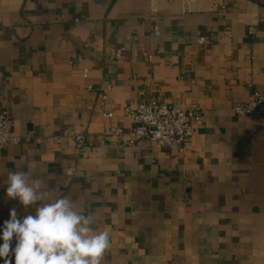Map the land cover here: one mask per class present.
I'll return each instance as SVG.
<instances>
[{"label":"crops","instance_id":"obj_1","mask_svg":"<svg viewBox=\"0 0 264 264\" xmlns=\"http://www.w3.org/2000/svg\"><path fill=\"white\" fill-rule=\"evenodd\" d=\"M254 90L264 0H0V111L29 137L0 151V235L12 208L35 214L6 196L23 171L110 230L101 264H264V119L232 111ZM149 99L205 112L186 152L104 134Z\"/></svg>","mask_w":264,"mask_h":264},{"label":"clouds","instance_id":"obj_2","mask_svg":"<svg viewBox=\"0 0 264 264\" xmlns=\"http://www.w3.org/2000/svg\"><path fill=\"white\" fill-rule=\"evenodd\" d=\"M6 196L25 207H35L34 215L19 218L15 208L4 222L0 258L4 264H101L110 248V230L97 231L92 215L79 210L65 196L44 203L38 181H29L23 171L9 172ZM15 238V247H12Z\"/></svg>","mask_w":264,"mask_h":264},{"label":"built area","instance_id":"obj_3","mask_svg":"<svg viewBox=\"0 0 264 264\" xmlns=\"http://www.w3.org/2000/svg\"><path fill=\"white\" fill-rule=\"evenodd\" d=\"M200 41H205L200 39ZM122 51L118 50L112 59H122ZM89 70H82L81 75L89 76ZM88 85V89H92ZM106 94L102 95L100 102L104 107ZM232 111L240 117H250L259 115L264 119V93L254 90L245 101L237 102L233 105ZM124 115L129 118L130 126L123 128L120 126H108L104 130L106 135L125 136L122 144L126 146L135 145L142 140H148L159 147L176 149L179 153H184L192 141L195 130L205 119V112L193 107L184 109L176 105L160 102L155 99L141 100L136 105L127 104L123 108ZM112 117L111 112L105 113ZM14 119L12 115L3 109L0 111V151L8 148L12 144L21 141H29L28 136H18L13 134ZM66 138L72 139L80 157H83L89 146L88 135L84 132L69 130L65 134ZM53 141L61 142L63 137H53ZM66 181H72L76 175V168L71 167L65 173ZM15 247V242L12 243ZM11 261L15 262L14 255H10Z\"/></svg>","mask_w":264,"mask_h":264}]
</instances>
